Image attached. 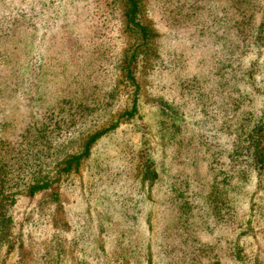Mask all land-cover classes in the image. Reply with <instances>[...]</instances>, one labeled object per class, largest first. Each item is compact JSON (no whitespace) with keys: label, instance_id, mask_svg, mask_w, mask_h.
Here are the masks:
<instances>
[{"label":"rangeland","instance_id":"374dc122","mask_svg":"<svg viewBox=\"0 0 264 264\" xmlns=\"http://www.w3.org/2000/svg\"><path fill=\"white\" fill-rule=\"evenodd\" d=\"M140 3L153 38L136 87L122 0H0V158L16 192L0 264H264L247 140L264 111V0ZM39 176L49 188L22 191Z\"/></svg>","mask_w":264,"mask_h":264},{"label":"trees","instance_id":"16d2710c","mask_svg":"<svg viewBox=\"0 0 264 264\" xmlns=\"http://www.w3.org/2000/svg\"><path fill=\"white\" fill-rule=\"evenodd\" d=\"M124 3V16L129 28V32L133 38V43L125 57V75L126 79L132 82L137 87V81L135 77L137 61L139 56L148 49L152 38L153 32L148 25L144 24L140 19L141 3L140 0H122ZM137 111L136 102L131 111H128L124 115L133 116ZM116 125V124H115ZM115 125L109 128L98 131L93 134L85 144L84 152L79 155H72L64 163L59 166L58 172L60 174L72 172L76 169L82 158L89 153L92 145L107 132L115 128ZM248 150L250 151V166L256 169L258 172L259 181L264 180V111L260 116L259 121L254 125L248 135ZM14 163H10L7 159L0 158V246L12 235L11 219L9 218L8 208L9 205L15 202L16 192L11 191L13 185L12 167ZM51 182L45 177L33 178L31 183L22 189L28 195H35L38 192L49 188Z\"/></svg>","mask_w":264,"mask_h":264}]
</instances>
